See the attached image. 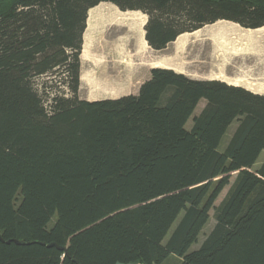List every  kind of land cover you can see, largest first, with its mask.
I'll return each instance as SVG.
<instances>
[{
    "label": "trees",
    "instance_id": "1",
    "mask_svg": "<svg viewBox=\"0 0 264 264\" xmlns=\"http://www.w3.org/2000/svg\"><path fill=\"white\" fill-rule=\"evenodd\" d=\"M101 2L146 14L154 51L218 20L264 26V0H0V236L31 242L0 241V264H264V160L251 170L264 94L155 67L137 94L80 99L87 13ZM56 69L69 94L45 100L32 79Z\"/></svg>",
    "mask_w": 264,
    "mask_h": 264
},
{
    "label": "rangeland",
    "instance_id": "2",
    "mask_svg": "<svg viewBox=\"0 0 264 264\" xmlns=\"http://www.w3.org/2000/svg\"><path fill=\"white\" fill-rule=\"evenodd\" d=\"M101 3L111 4L114 7H116L118 10H120L117 6H115L111 2H101ZM139 13L144 14L141 11H139ZM87 18H88V13H87ZM223 21L232 22L228 20H223ZM212 24L204 25L202 28L195 30V31L199 30L198 34L196 35V38H190L191 40L190 39L188 40V43L186 44L183 50L176 49V45L174 44L176 40L175 39L173 42L169 43L166 48L160 51H154L150 49L148 46V48L143 52L142 55L136 52L134 48V44H130V46L123 47L124 53H122L121 55H118V53H116L118 51V48L121 47L120 45H123V43L119 41V38L122 36V32L119 31L117 27L110 26L108 28L102 29L101 33L98 32L94 33L93 34L94 46L91 51V60L90 61L84 60L81 59V57L79 56L80 73L82 77L83 76L85 77H83L84 79H81L80 77V85L77 93L78 97L80 99L94 101V100L107 99V98H118L129 94H137L141 83H143L145 80L149 78L150 69L152 68V65L155 62H160V64H164V65L170 64L172 66H181L180 72L178 73H182L191 79L217 80V79H211L213 77H210V75L219 73L218 66L220 62L225 60L227 57H230L228 55H229V51H231L232 48H240V47L247 48L251 52H253L252 54L235 56V57H244L245 59H247L246 62H244L243 60L239 61L237 59L234 60L233 62V64L238 63L239 65H242V69H241L242 72H240L241 75H237L238 73H235L236 72L234 71L235 69H233L230 66H227V68L223 69V72L229 78L242 77L244 78L245 81L248 80L247 81L248 84H242L241 87L245 89L251 88L252 92L254 93L264 94V34L259 35L257 36V38H255V41L253 42L254 45L252 43L249 44L250 42L247 43V41L244 39L236 38L235 36L230 42H226L227 43L226 44L225 42L224 43L221 41L219 42V40L212 38V36L208 34L209 32L207 31V29H209L208 27ZM86 26H87V19H86ZM237 26L241 28L240 30L251 29V28H244L239 24H237ZM185 33H191V32H185ZM232 43L235 44L233 45ZM82 44H83V40H82ZM81 50H82V46H81ZM122 60H125L126 62L121 63ZM126 65L129 66L130 71L128 72L124 71V66ZM63 82H64V76L61 69L58 70L56 69L50 74L34 77L32 79L33 88L37 91L38 94L44 97L45 100L54 94H58L59 91L64 95L66 94L68 95L69 94L68 92H66L65 90L63 91L64 89ZM205 104L206 101L204 99L198 102L193 115L190 117V119L187 121L185 125L186 129H189L191 127L193 122V117L197 116L200 113V111L204 108ZM235 127H236V122H233L221 140L219 146L220 150H223L225 148ZM263 160H264V150L259 155L256 163L251 167V170L256 171ZM236 176H237V171H232L229 174L228 184H226L223 187V189L215 199L213 207L209 210V219L205 224V226L203 227L202 231L200 232L197 242L190 247V251L197 249L202 243V241L205 239V237L208 235L210 230L212 229L215 223V219H214L215 209L220 205L222 200L228 194ZM180 217L181 214L178 216L176 221L171 226L164 241H166V239L168 238V236L176 226L177 222L179 221ZM180 262H181L180 257L170 255L164 261L163 264H180Z\"/></svg>",
    "mask_w": 264,
    "mask_h": 264
},
{
    "label": "bare ground",
    "instance_id": "3",
    "mask_svg": "<svg viewBox=\"0 0 264 264\" xmlns=\"http://www.w3.org/2000/svg\"><path fill=\"white\" fill-rule=\"evenodd\" d=\"M146 19H147L146 15L139 13V11H133V10L120 11L111 4L99 3L95 7L90 8L88 10L87 26L83 36V44L80 54L81 59L88 61L91 60V51L94 46L93 34L96 32L101 33L102 29L108 28L110 26L117 27V29L122 32V36L119 38V41L122 42L123 45H120L121 46L120 48L117 47L118 51L116 53H118V55L124 53L123 47L130 46V44H134V48L136 52L142 55L143 52L148 48L147 42L144 38V25L146 23ZM208 28H209L207 29V31L209 32L208 34H210L212 38H215L216 40H219V42L221 41L223 43L230 42L235 36L236 38L246 40L247 43L250 42L249 44L251 43L253 44L257 36L264 34V26H261L257 29L240 30L241 28H239V26H237L236 23L224 22L223 20L216 21ZM198 31L185 33V34L183 33L179 35L174 42V44L176 45V49L183 50L190 38H196ZM252 53L253 52H251L247 48H241V47L232 48L231 51H229V55H228L230 57H227L225 60L220 62L218 66L219 73L211 74V75L209 74L210 77H213L211 79L224 81L227 84H231L234 86H242V84H248L247 82L248 80L245 81L244 78L242 77L229 78L223 72V69L227 68V66H230L233 69H235L234 71H236L235 73H238L237 75H241L240 72H242L241 70L242 65H239L238 63L233 64V62L236 59L239 61L243 60L244 62H246L247 59H245L244 57H235V56L247 55ZM125 62H126L125 60L121 61V63H125ZM152 67L167 68V69H172L176 72H180L181 66H172L170 64L164 65V64H160V62H155L152 65ZM124 71L125 72L130 71L128 65L124 66ZM83 77L81 76V79H84ZM247 89L252 91L251 88H247Z\"/></svg>",
    "mask_w": 264,
    "mask_h": 264
},
{
    "label": "water",
    "instance_id": "4",
    "mask_svg": "<svg viewBox=\"0 0 264 264\" xmlns=\"http://www.w3.org/2000/svg\"><path fill=\"white\" fill-rule=\"evenodd\" d=\"M133 11H136V10H133ZM152 68H155V67H152ZM160 68H161V67H160ZM171 70H172V69H171ZM0 241H1V242H5L6 244L14 243V244H17V245H23V244L28 245V244L31 243V242L20 241V240H18V239H8V240H4L1 236H0ZM40 244H42V245H46L47 247L56 246L58 249H64V247H62V246H58V245H57L56 243H54V242H51V243H48V244H45V243H43V242H40ZM74 261L77 263L76 260H74ZM115 264H131V263H119V262H117V263H115Z\"/></svg>",
    "mask_w": 264,
    "mask_h": 264
},
{
    "label": "built area",
    "instance_id": "5",
    "mask_svg": "<svg viewBox=\"0 0 264 264\" xmlns=\"http://www.w3.org/2000/svg\"><path fill=\"white\" fill-rule=\"evenodd\" d=\"M64 90L67 92V89H66L65 87H64ZM49 102H50V101H46V102L44 103V106H45L46 108H48L47 105L49 104Z\"/></svg>",
    "mask_w": 264,
    "mask_h": 264
},
{
    "label": "crops",
    "instance_id": "6",
    "mask_svg": "<svg viewBox=\"0 0 264 264\" xmlns=\"http://www.w3.org/2000/svg\"><path fill=\"white\" fill-rule=\"evenodd\" d=\"M80 77H81V73H80Z\"/></svg>",
    "mask_w": 264,
    "mask_h": 264
}]
</instances>
